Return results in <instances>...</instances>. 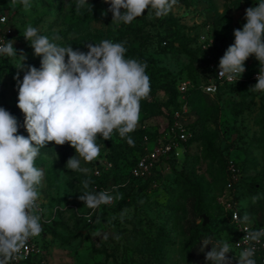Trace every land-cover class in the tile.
Returning a JSON list of instances; mask_svg holds the SVG:
<instances>
[{
  "label": "rangeland",
  "instance_id": "obj_1",
  "mask_svg": "<svg viewBox=\"0 0 264 264\" xmlns=\"http://www.w3.org/2000/svg\"><path fill=\"white\" fill-rule=\"evenodd\" d=\"M258 2L177 0L165 16L156 17L149 9L117 27L104 0H88L91 11L77 10L76 0H31L30 10L19 0H0V18H5L0 39L15 40L14 49L26 56L25 68L40 67V57L22 36L31 24L43 35L59 34V43L82 52L87 43L104 39L125 42L126 58L145 62L151 83L138 127L129 134L134 143L114 132L110 140L97 139L102 146L97 160L82 161V167L91 169L90 190L116 187L122 199L97 209L84 207L78 197L85 176L65 168L74 149L48 143L40 150L35 161L44 170L39 203L50 222L35 238L42 253L31 264H209L205 254L211 246L225 234L233 243L232 212L240 217L248 213L253 230L264 228V101L237 89L213 97L200 90L182 95L177 89L180 81L198 83L211 65L219 64L234 43V30L246 22L245 10ZM20 63L0 56V107L17 119L18 134L27 137L13 79ZM244 67L253 70L259 64L249 57ZM23 74L19 72L21 80ZM174 119L190 135L185 158L131 177L143 135L162 131ZM195 225L205 234L192 245ZM205 241L209 245L201 250ZM238 254L234 249L228 254L231 260L236 256L232 264Z\"/></svg>",
  "mask_w": 264,
  "mask_h": 264
},
{
  "label": "clouds",
  "instance_id": "obj_2",
  "mask_svg": "<svg viewBox=\"0 0 264 264\" xmlns=\"http://www.w3.org/2000/svg\"><path fill=\"white\" fill-rule=\"evenodd\" d=\"M19 2L25 10L32 7L31 0ZM104 2L110 5L111 23L118 27L121 23L130 24L149 9L156 17L165 16L177 0ZM83 7L91 11L88 0H76L77 10ZM244 19L242 29L233 32L234 43L219 60L218 78L237 81L245 72V61L254 57L259 73L251 89L264 91V0L247 8ZM22 36L34 56L40 57L39 68H25L26 56L14 49L15 40L0 42V56L21 61L13 79L18 92L16 107L24 115L23 127L27 132V137L18 134L17 119L0 107V264H11L18 259L29 240L39 237L43 231L39 187L44 170L36 167L35 161L48 143L68 144L74 149L75 155L67 160L65 168L85 176L81 181L84 191L78 197L84 207L97 209L122 199L116 187L111 191L90 190L91 169L82 167V161L87 164L97 160L102 147L97 139L110 140L114 132L133 144L129 134L138 127L141 102L151 92L147 64L126 58L125 42L104 39L87 43V51L82 52L78 48L74 50L72 45L59 43L62 40L59 34L43 35L31 24L25 26ZM257 199L252 197L254 203ZM234 215L242 225L252 223L248 213L242 217ZM244 233L242 240L249 246L239 252L236 264H256L254 245L264 238V228L245 227ZM225 235V239L205 254L209 264H232L228 254L233 252V244ZM208 245L207 241L203 242L201 250ZM235 245L240 247L239 243Z\"/></svg>",
  "mask_w": 264,
  "mask_h": 264
},
{
  "label": "built area",
  "instance_id": "obj_3",
  "mask_svg": "<svg viewBox=\"0 0 264 264\" xmlns=\"http://www.w3.org/2000/svg\"><path fill=\"white\" fill-rule=\"evenodd\" d=\"M4 21L5 18L1 17L0 22L4 23ZM0 42H3V40L0 39ZM258 73L259 70L249 73L245 69V72L242 74L240 79L237 77V81H227L226 79L218 78V65H211L209 67L207 78L201 82L198 88L202 93L213 97L224 86H235L243 83L254 86L257 82L256 77ZM193 87L194 85H192L189 81H181L179 82L177 89L180 94L185 95L193 89ZM258 94L260 97H264V91H258ZM189 140L190 135L187 133L185 127L180 122L176 121V119L168 124L162 131H158L153 135H144L142 137V154L129 169L131 177L141 178L149 174L155 166L183 160L188 150ZM230 169L235 171L233 167H230ZM95 190L99 191L107 189L100 185L97 186ZM102 206L104 205H101L100 207ZM39 208L41 210V224L42 228H44L45 225L50 222V217L47 215L40 203ZM234 214L238 213L232 212L230 217L233 224V232L235 233L232 244L233 249L239 253L244 247L249 246L248 244H245L242 239L245 235L244 228H251V226L239 223ZM237 243H239L240 247L235 245ZM254 247L256 249L254 258H256L260 264H264V239L261 238V241L256 243ZM41 253L42 251L35 238L30 239L19 258L14 259L11 264H31L34 259L41 255Z\"/></svg>",
  "mask_w": 264,
  "mask_h": 264
},
{
  "label": "trees",
  "instance_id": "obj_4",
  "mask_svg": "<svg viewBox=\"0 0 264 264\" xmlns=\"http://www.w3.org/2000/svg\"><path fill=\"white\" fill-rule=\"evenodd\" d=\"M257 70H259V68L258 69H253V70H247L249 73H251V72H253V71H257ZM208 73H209V71L205 74L206 76L204 77V78H201L199 81H198V83H196V84H194V87H193V89H191L187 94L189 95V94H191L194 90H199V88H198V86L201 84V82L202 81H204L206 78H207V75H208ZM181 82V81H180ZM179 84V83H178ZM178 84H177V86H178ZM253 86L252 85H250V84H245V83H243V84H240V85H235V86H224V87H222L219 91H218V93L215 95V96H219L221 93H222V91L224 90V89H237L238 91H247V92H250V94H251V96L254 98V97H259V98H261L263 101H264V97H260L259 96V94H258V91L257 90H253V89H251ZM155 134V133H154ZM153 135V134H152ZM144 136V135H143ZM142 147H143V142H142ZM141 147V148H142ZM142 154V149L140 150V153H139V156ZM138 156V157H139ZM137 157V158H138ZM137 160V159H136ZM135 163V162H134ZM134 165V164H133ZM132 165V166H133ZM131 166V167H132ZM130 167V168H131ZM129 168V169H130ZM98 186H100V185H98ZM194 188H197V186H194ZM96 191V190H95ZM197 193H200V190L198 189V192ZM200 202L201 201H199V204H200ZM199 204H197V206L199 207ZM103 207V206H102ZM199 209H200V211H201V209H202V206H200L199 207ZM205 208L201 211V213H203V212H205ZM205 229L204 228H201L199 225H195L194 227H193V229L191 230V244L192 245H196V244H199V242H200V239H201V237L203 236V234H205ZM233 232V231H232ZM235 233L233 232V235H234ZM230 258H232V260H236V256H232V257H230ZM255 260H256V264H260L259 263V261L256 259V258H254Z\"/></svg>",
  "mask_w": 264,
  "mask_h": 264
}]
</instances>
